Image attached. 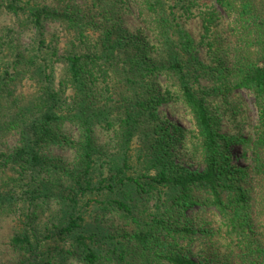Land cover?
Here are the masks:
<instances>
[{
  "label": "trees",
  "instance_id": "1",
  "mask_svg": "<svg viewBox=\"0 0 264 264\" xmlns=\"http://www.w3.org/2000/svg\"><path fill=\"white\" fill-rule=\"evenodd\" d=\"M76 1L0 0V19L37 30L25 46L0 23V264H264V0ZM132 8L139 34L124 27ZM219 10L238 36L233 60L220 56ZM194 16L198 43L182 23ZM47 24L58 25L48 37ZM241 90L257 108L251 138L221 132L243 114L230 107ZM164 104L183 106L192 128L163 119ZM180 144L203 170L176 163Z\"/></svg>",
  "mask_w": 264,
  "mask_h": 264
},
{
  "label": "rangeland",
  "instance_id": "2",
  "mask_svg": "<svg viewBox=\"0 0 264 264\" xmlns=\"http://www.w3.org/2000/svg\"><path fill=\"white\" fill-rule=\"evenodd\" d=\"M83 0H77L76 2L81 3ZM84 2V1H83ZM47 5L54 7V3L49 1L46 3ZM219 9V8H218ZM220 11V10H219ZM139 12L132 8L126 13L123 14L124 27L127 31L133 34H139L142 27V19L138 14ZM223 15V20H221L217 26V29L221 31V36L224 44V49L220 52V56H225L229 60H233L234 57V48L238 43V36L229 28V18L220 11ZM0 23L3 25H8V27H16V30H21L20 36L25 46L30 45L34 42L36 38L37 30L36 28L30 24L25 17L19 19L17 17L5 16L0 19ZM182 23L184 27L188 30V32L193 36V38L198 43L200 41V35L202 32V18L198 16H194L192 18L185 19L183 18ZM58 25L57 24H47L45 28L46 36H50L54 32H57ZM61 35V33H59ZM199 56L204 62H210V57L207 51V48L204 46L199 47ZM206 82H203V86H206ZM238 96L232 98L230 107L235 110H240L243 114L236 116H226L221 124V132L224 134L230 135H243L251 138L253 136V128L257 124L258 113L257 108L254 103V97L248 91L241 90L237 92ZM211 99L213 102L224 105L221 103V99L212 96ZM160 116L185 129L189 130L192 128V122L190 116L186 109L179 104H164L159 108ZM67 132L70 136L77 139L78 138V130L73 125L69 124L67 126ZM18 142L17 137H12L9 140V146L12 150ZM234 154L239 156V164L243 166H247L251 164V152L249 151L247 157H243V150L240 146L234 147ZM51 155L56 157H61L68 162H72L75 157V151L70 148H59L53 147L51 149ZM175 161L180 166L185 168H189L192 170H203L204 169V161L199 154V152L193 148L192 146H185L180 144L175 149ZM9 233V227L6 223L0 224V256H4L9 258L7 255V235ZM195 255L193 256L195 260H199L203 255L200 252L198 245L194 248ZM201 255V256H200ZM71 264H80L77 260H73Z\"/></svg>",
  "mask_w": 264,
  "mask_h": 264
}]
</instances>
